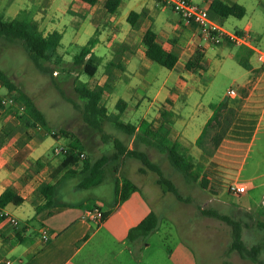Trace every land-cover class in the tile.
Segmentation results:
<instances>
[{
  "label": "rangeland",
  "instance_id": "1",
  "mask_svg": "<svg viewBox=\"0 0 264 264\" xmlns=\"http://www.w3.org/2000/svg\"><path fill=\"white\" fill-rule=\"evenodd\" d=\"M71 1L0 0V17L4 19L27 17L29 15L27 9L45 4L40 5L36 10L41 31L47 33L52 28V21L46 18L48 11L58 19L51 30L56 29L62 32L56 53L50 54L51 49L48 51L50 57L45 61V65L48 66L47 72L34 65L21 41H9L2 37H0V68L14 80L18 87L32 97L37 106L45 113L49 129L67 140L64 146L68 147L72 136L76 137L85 147L82 151L84 157L93 161L104 153L110 154L114 150L113 144L111 141L103 142L101 133L83 121L80 111L74 108L67 98L82 105L84 101L76 92L75 86L84 83L87 87L94 88L99 85L97 81L100 75L106 72L108 77L110 75L113 79L112 88L109 90L113 100L112 105L108 99H105V94L109 91H106L103 97L109 114L117 111L115 102L119 97L125 98L126 93L121 90V87L114 88L115 86H113L116 73L121 71L119 65H122L117 62L119 60L117 50L112 60L115 62L114 65L102 64L103 58L109 60L110 56V48L103 44L101 36H99L100 40L96 41L101 31L99 28L105 29L104 26L100 24L95 28L93 23L96 22L91 21L88 16H83L82 10L79 13L71 12L70 9V11H66L64 8L69 6ZM237 1L247 9L241 24L252 21L255 25L254 32L259 34L264 32V0ZM122 10L125 13L128 12L126 3L122 5ZM168 11L174 19H178V15L171 8ZM239 19L241 18L229 15L228 27L231 31L235 29L234 25ZM250 35L253 45L264 52L263 38L255 41L253 34ZM116 48L119 50L122 45H116ZM91 49L102 56L97 55L91 60L88 57ZM218 49V45H213L208 49V53L204 55V72L200 73V70L195 68L194 80L188 81L191 84H197L199 90L183 107L184 119L193 120L196 127H202V123L206 120L207 112L211 110L208 104L215 103L217 97L225 94L229 86L234 87L233 80L237 79L239 72L244 71V68L236 60L226 59L218 54ZM87 60L94 65L96 62L100 64L94 75L84 72V62ZM128 63L129 67L137 65L140 68V60L137 57L132 56ZM129 67H126L125 73L131 76L134 70ZM143 71L146 74V79L150 80L154 86L164 78L173 76L171 69L154 61L148 70ZM0 92L6 94L4 88L0 89ZM180 99L181 97L178 98V101ZM150 101L151 95L147 94L141 103L143 106H147ZM196 102L200 103L199 106L202 108L197 111L198 114H196V105L198 104ZM227 102L225 101V105L219 108V115L208 127L202 138V143L193 146L185 143L186 147H184L185 152L192 156L193 161L200 168L199 172L209 175L206 188H203L199 181L187 182L182 173L169 164L165 154L159 155V158L151 156V159L161 167L163 173L172 179L179 192L183 196L189 197V202L178 200L171 192H163L155 182V172L147 170L145 175H141L136 170L137 165H140L141 162L128 157L130 159L127 168L121 171L119 181L125 179L133 184L137 183L135 181L145 183V186H142L141 196L147 203V209L157 213L159 222L154 231L137 239L135 248L130 254L131 258L128 257V261L126 259V264H177L171 254L179 252L176 249L180 248L181 244L191 255V264H257L242 258L234 249H231L232 226L229 223L201 211L202 209H215L239 220L245 244L248 246L255 243L264 245V128L255 133V140L244 159V164H241V169L239 164L245 149L231 148L229 128L238 120H236L237 113L229 108ZM141 113L142 109L131 114L125 111L120 115V119L137 123L141 118ZM60 129H66L69 134L62 135L59 133ZM103 129L111 136L122 139L126 144L131 141L132 136L117 129L110 120L104 123ZM49 137L51 139L50 135ZM170 137L174 139L175 133L171 132ZM151 150L158 154L156 149L151 148ZM47 151L51 153V148L49 147ZM215 154L219 159L211 164L209 158ZM61 157L62 154L57 158ZM113 162L117 163V160ZM114 163H109L106 166L104 178L97 185L76 188L81 175L61 180L56 188L55 198L67 202H77L86 198L87 205L93 206L95 198L87 197L99 195L103 200L111 202L114 198L111 191ZM81 165L82 160H79L77 166L80 168ZM55 179L57 180L59 177L57 176ZM239 182H247L249 187L245 194L234 195L230 192L229 186ZM20 224L24 225L25 221L22 220ZM18 228L19 225L12 226L10 229L14 231ZM37 228V223L25 228L23 233L26 236L25 240L17 242L14 252L1 253L0 258H10L13 264L19 263L18 258L24 257L21 254L22 249L36 239ZM12 230L10 231L12 232ZM259 257L264 260V248Z\"/></svg>",
  "mask_w": 264,
  "mask_h": 264
},
{
  "label": "crops",
  "instance_id": "2",
  "mask_svg": "<svg viewBox=\"0 0 264 264\" xmlns=\"http://www.w3.org/2000/svg\"><path fill=\"white\" fill-rule=\"evenodd\" d=\"M193 1L208 10L211 21L219 24L225 30L231 31L228 27L229 16H221L210 9L212 0ZM223 1L238 2L237 0ZM105 2L106 0H98L95 4L90 5L82 0H72L69 6L64 9L75 13H79L82 10L83 16H88L91 21L94 20L96 22H92L95 28L100 26V24L104 26L105 29L99 28L101 31L96 41H99V36H101L103 44L110 48L109 60H104L103 58L102 64H110L114 59L115 51L117 50L116 52H118L119 60L117 62H120L122 67L121 71L119 70L116 73V80L113 86H115L114 88L121 87V90L126 93V97L122 98L126 101V107L123 112L126 111L131 114L138 109H142L139 121L132 123L138 128L142 120L155 121L160 118L162 110H167L170 112L171 122L169 126L171 132L175 133L174 139L178 140L183 147H186L185 143L192 146L197 144L196 139L207 120L211 117L213 109L210 107L211 103L208 104L212 111L209 110L207 112L206 120L202 123V127H196L193 120L184 119L183 107L187 105L191 96L199 90L197 84H191L188 81L194 80L195 68H198L200 73L204 72V55L208 53V49L213 45L219 46L218 54H221L226 59L230 58L236 61L237 55L245 58L246 54H243L242 50L244 49L242 48L248 47L236 46L228 42L213 44L203 40L196 24L183 19L171 9L178 15V19H174L168 13L170 7L163 0H127L125 2L120 0L116 10L112 13L107 11ZM124 3H126L128 8L127 13L122 10ZM38 7L27 9L26 11H28L29 15L23 18L32 19L38 24V15H36ZM245 10L246 14V7ZM130 11L139 13L136 26H131L127 21ZM47 14L46 18L52 21L53 28L58 19L49 14L48 11ZM243 18L241 17L237 24L234 25L236 27L233 31H247L249 34H253L255 41H259L262 38L264 41V32H261V34L254 32L255 25L252 21L241 24ZM39 29L41 30L40 27ZM51 29L49 32L53 31ZM147 29L155 32L157 41L164 49L177 55V62L171 68L173 76L164 78L156 86L146 79V74L143 71L148 70L153 61L145 54V45L142 41L143 34ZM116 45H122V48H119V50L115 49ZM255 48L257 49V47ZM92 49L88 57L94 59L95 56L101 55L96 54ZM256 49H251L252 54L247 57L252 67L250 69L243 67L244 71L239 72L237 79L233 80L232 84H235L233 87L235 94H229L228 90L231 88L229 86L225 94L219 95L215 103H213L218 104L228 101L227 105L229 108L237 113L236 120L238 122L233 123L229 128V142H231L232 149H245V153L241 158L242 161L239 164L240 167L241 164H244V159L255 140V133L264 128V62L259 60V52ZM197 50L202 53L199 60L200 67L194 64L191 68H186L185 63ZM132 56L140 60V68L137 65L129 67L128 61H130ZM99 65L96 62V71ZM127 66L134 70L131 76L125 73ZM107 78L108 73L106 72L100 75L97 83L101 85ZM147 94L151 95V101L147 106H143L141 101ZM179 97L181 99L178 101ZM105 99H108L112 105L111 91L105 94ZM199 105L200 103L196 105V114H198L197 111L202 109ZM16 126L17 120L13 113L8 111L7 108L2 109L0 107V131L4 130L11 133L10 136L0 143V194L6 188H11L23 198L21 204L8 203L6 206L1 207L5 213L17 218L19 228L13 231L10 229L12 225L9 222L0 219V254L6 251L14 252L17 242H23L26 238L23 235L25 228L37 223L38 234L36 239L29 246L27 245L22 249L21 254L24 257L18 258L19 263L17 264H126V259L128 257L131 258L130 254H132L133 248H135L134 246L137 243V239H129L128 231L151 211L147 209V203L141 196L142 186H145L143 182L135 181L137 182L134 183L136 188L129 191L126 199L123 201L119 200L123 181V179L119 181V175L122 170L127 168L130 158L122 156L115 163L116 169L113 170V183H111V191L114 198L111 202L103 200L99 195L87 197L95 198L93 206L87 205L86 198H82V200L77 202L61 200L58 204L35 214V206L44 202L37 189L44 182L56 180L51 178V173L54 172L63 157L62 155L61 158H57L61 153H53V148L58 145L64 146L67 140L60 134L55 135V137L50 135V139L49 135H43L35 130L31 138L20 147L18 142L20 132L15 131ZM133 140L134 136L127 144L128 148L133 147ZM201 143L202 140L200 141ZM137 145L140 149L145 150L150 158L151 156L159 158V155L164 154L158 150V154H155L151 150L153 147L141 143ZM49 147L51 148V153L47 151ZM24 149H27L28 152L21 156V151ZM18 155H20V158H17ZM209 159L212 164L219 158L215 154ZM77 165L78 163L73 167L77 168ZM140 166L141 164L137 165V171ZM138 173L145 175L147 171H138ZM203 174L207 178L209 177L205 172ZM58 177L60 178V175ZM116 180H118V194L115 193ZM76 188L78 187L76 186ZM95 209H100L107 213L100 223L94 221L86 214L87 211ZM22 220L25 221L24 225L20 224ZM41 228L48 230V239L43 240L41 238ZM179 247L176 249L179 252L171 254L176 259L177 264H191L189 252L183 248L182 244ZM124 253L128 254L124 255ZM6 261H9L7 264H13L10 258H0V264H6Z\"/></svg>",
  "mask_w": 264,
  "mask_h": 264
},
{
  "label": "trees",
  "instance_id": "3",
  "mask_svg": "<svg viewBox=\"0 0 264 264\" xmlns=\"http://www.w3.org/2000/svg\"><path fill=\"white\" fill-rule=\"evenodd\" d=\"M87 4L93 5L98 0H82ZM120 0H106L105 7L108 12H114L119 5ZM210 9L218 13L221 16H235L241 18L245 14L244 5L238 2H226L223 0H212L210 2ZM139 13L130 11L127 16V21L131 26L137 25V19ZM0 37L9 41L19 40L27 52L29 58L34 65L44 71H48V66L45 65V61L49 59L50 54H54L60 45L62 33L53 30L44 34L40 29L36 21L15 17L12 19H4L0 17ZM143 44L145 45V54L153 61L161 64L166 68H173L177 62V55L171 51L164 49L157 41L156 34L151 29L145 30L143 34ZM51 49L50 54L48 53ZM243 54H246L245 58L237 55L238 63L246 68L252 67L248 60V56L252 54V50L248 48H242ZM202 53L197 50L195 54L185 63L186 68H191L194 64L199 65V60ZM92 60V57H90ZM110 65H114V61L110 62ZM121 68L122 66L119 65ZM84 72L89 75H93L96 71V66L91 64L89 60L84 62ZM112 77L101 85H97L94 88H89L84 83H79L75 86V90L79 97L84 101L82 105L76 103L72 99L67 98L74 108L80 111L83 121H85L91 128L101 133V139L103 142L111 141L114 150L110 154H102L93 161L88 157H84L83 150L84 145L79 139L72 136V140L66 147V152L63 153L60 164L56 167L51 178H56L60 175V178L42 183L38 189V194L44 199V202L35 206V214L47 209L51 206L58 204L59 200L55 198L56 188L61 180L69 177L81 175L79 182L76 184L78 188H87L93 185L99 184L104 178L105 168L109 163L119 160L122 156L134 157L141 162V166L138 168L139 172H146L147 170L153 171L156 174V183L161 187L163 192H171L175 197L184 202H189L190 199L187 196H183L172 179L167 177L161 167L153 161L145 150L138 147V143L144 144L149 147H153L161 153H164L167 157L169 164L176 170L180 171L187 182L199 181V184L203 187H207L208 178L205 174H201L200 168L193 161L192 156L185 152L182 144L170 137L171 129L169 123L171 122L170 112L162 110L160 118L155 121L142 120L137 128L136 125L125 122L120 119L121 113L126 107V101L119 98L115 103L116 112L107 113L106 106L103 102V96L106 91L112 88ZM0 83L6 90V94L13 96L16 100V106L7 107L8 111L13 113L17 120V128L15 131L20 132L18 139L19 146L29 140L32 136L33 130H39L38 132L43 135H52L55 137L56 132L52 131L48 127V121L45 113L37 106L31 96H29L22 88L18 87L14 80L0 68ZM19 105L23 106V109H19ZM225 102L218 104H210L213 109L211 117L205 123L201 133L196 139V143L200 144V141L204 137L209 126L212 125L219 115V108L223 107ZM112 121L113 125L121 130L128 136H134V145L132 148H128L127 144L118 137H113L103 129V125L106 121ZM39 126V128H38ZM32 129V130H31ZM59 133L62 135L69 134L66 129H60ZM11 133L7 131H0V143L10 136ZM217 141V140H216ZM28 150L21 151V156L27 154ZM81 154L83 156L81 157ZM20 158V155L17 158ZM82 160L81 167L74 168L73 166ZM115 164V163H114ZM113 170L116 169L113 165ZM136 188V185L129 180L122 181V190L119 195V200L123 201L127 198L129 191ZM115 193L118 194V180H116ZM23 198L14 192L11 188H6L0 194V207L6 206L8 203L15 205L21 204ZM202 213L214 216L223 221H226L232 226V239L230 243L231 249H234L242 258L249 259L257 264H264V260L259 257L264 245L255 243L252 245H246L242 239V228L239 220L233 219L227 214H222L215 209H202ZM106 212L103 213L104 217ZM159 222V217L156 212L150 211L146 214L136 225L132 226L128 231V237L131 240L138 239L141 236H145L154 231Z\"/></svg>",
  "mask_w": 264,
  "mask_h": 264
},
{
  "label": "built area",
  "instance_id": "4",
  "mask_svg": "<svg viewBox=\"0 0 264 264\" xmlns=\"http://www.w3.org/2000/svg\"><path fill=\"white\" fill-rule=\"evenodd\" d=\"M165 4H167L174 12L179 14L183 19L194 22L198 27L200 35L203 40L213 43L220 44L222 42H228L236 46H246L252 50L256 49L253 45L252 37L247 31H227L219 24L211 21L209 19L208 10L193 0H163ZM259 52L258 58L261 62H264V52L256 49ZM0 88H3L0 83ZM229 94H235V90L231 87L229 90ZM16 100L13 96L8 94H4L0 92V107L2 109L7 108L9 106H16ZM19 109L22 110L23 106L19 105ZM39 128V126H38ZM65 146H55L53 148V153H65ZM83 156V154H81ZM249 187V183L247 182H239L235 184H231L229 186L230 192L234 195H242L245 194L247 188ZM103 211L100 209L87 211L86 214L93 219L94 221L100 223L104 219ZM0 219L9 222L12 226H18L19 221L17 218L5 213L0 207ZM49 232L46 228H41V238L43 240L48 239ZM6 264L9 261L5 262Z\"/></svg>",
  "mask_w": 264,
  "mask_h": 264
}]
</instances>
